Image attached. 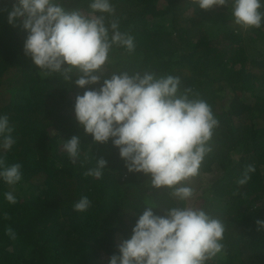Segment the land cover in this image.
Returning a JSON list of instances; mask_svg holds the SVG:
<instances>
[{"label":"trees","instance_id":"trees-1","mask_svg":"<svg viewBox=\"0 0 264 264\" xmlns=\"http://www.w3.org/2000/svg\"><path fill=\"white\" fill-rule=\"evenodd\" d=\"M13 3L0 0V115L8 116L15 144L0 155L5 165L22 166V179L14 187L0 180V264H108L147 205L159 215L194 206L219 218L224 250L208 264H264V228L257 224L264 220V26L236 25L230 6L112 0L108 19L134 38L135 49L114 46L104 74L177 76L180 91L206 101L219 122L199 174L184 182L192 198L179 201L171 189L153 188L148 176L129 172L111 140L93 143L84 133L74 103L85 89L33 66L23 50L27 32L19 20L8 23ZM63 4L90 11L88 0ZM73 135L81 137L75 162L63 148ZM97 157L108 161L100 179L86 175ZM249 165L255 171L241 185ZM8 191L15 204L5 199ZM82 196L91 206L75 211Z\"/></svg>","mask_w":264,"mask_h":264},{"label":"clouds","instance_id":"clouds-1","mask_svg":"<svg viewBox=\"0 0 264 264\" xmlns=\"http://www.w3.org/2000/svg\"><path fill=\"white\" fill-rule=\"evenodd\" d=\"M192 2L201 10L230 6L235 24L242 28L264 26V0ZM88 7L85 13L65 8L63 0H14L7 19L12 25L19 20L27 32L23 50L33 66L85 89L75 98L74 113L93 143L111 140L129 172L148 176L153 188L171 189L179 201L190 200L193 189L184 182L199 174L218 120L206 101L190 98V90L180 91L177 76L148 71L105 75L113 47L132 52L134 38L120 30L117 20L108 19L115 11L112 0H88ZM97 84L98 88L90 87ZM12 133L8 116L0 115V150L15 144ZM80 144L81 137L73 135L63 145L73 162L80 156ZM107 163L97 157L86 175L102 178ZM21 167L5 165L0 155V180L14 187L22 179ZM254 171L249 165L238 183L245 184ZM4 195L10 204L17 202L13 191ZM91 203L82 196L73 208L85 212ZM155 207L143 208L131 235L121 241L108 264H208L223 252L225 227L219 218L194 206L167 207L163 215L155 213ZM257 224L264 228V220ZM7 234L15 239L11 228Z\"/></svg>","mask_w":264,"mask_h":264}]
</instances>
